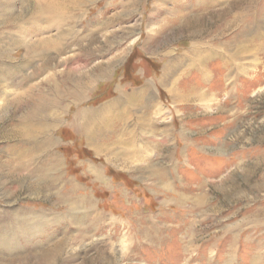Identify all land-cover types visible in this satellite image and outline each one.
<instances>
[{"label":"rangeland","instance_id":"rangeland-1","mask_svg":"<svg viewBox=\"0 0 264 264\" xmlns=\"http://www.w3.org/2000/svg\"><path fill=\"white\" fill-rule=\"evenodd\" d=\"M213 1L215 9L191 26L187 15L200 14L212 1L88 0L69 22L57 19L44 28L43 19L51 15L30 17L42 0H12L10 8L24 11L25 23L3 28L0 18V217L18 219L14 226L25 228V234L31 226L49 224L32 246L19 249L25 264H41L40 252L62 239L69 240L68 247L46 264H253L258 259L264 264V224L255 215L264 209V0H233L222 19L218 11L225 0ZM157 4L165 12L158 19L152 16ZM239 12L248 21L219 34L214 55L201 46L206 63L190 66L189 59L170 72L179 89L197 87L206 98L175 100L172 88L160 82L163 66L182 56L193 40L209 41V29ZM202 26L205 34L192 35ZM232 35L237 39L224 46ZM34 42L39 45L28 53ZM231 56L246 71L233 62L229 73L224 61ZM102 64L109 66L107 75H94L83 99L66 94L82 72ZM147 81L153 97L142 89ZM46 94L60 103L40 109L32 126L37 135H8L13 128L26 129L25 114ZM113 100L105 115L112 126L122 127L121 140L142 149L132 158L125 153L127 140L97 153L70 122L77 111ZM46 114L54 116L47 125ZM49 126L50 133L42 134ZM132 130L137 133L130 140ZM48 136L53 144L45 142ZM14 150L23 151L15 162L26 161V173L43 165L49 169L42 176L55 183L49 195L13 189L20 175L25 177L19 170L9 175L11 169L3 166ZM26 150L34 159L26 160ZM113 151L121 159L109 161ZM77 196H88L93 209Z\"/></svg>","mask_w":264,"mask_h":264},{"label":"bare ground","instance_id":"bare-ground-1","mask_svg":"<svg viewBox=\"0 0 264 264\" xmlns=\"http://www.w3.org/2000/svg\"><path fill=\"white\" fill-rule=\"evenodd\" d=\"M87 1L88 0H42V2L38 5V9L36 7V9L34 10L35 12H33V14H31L30 17L33 18L36 15H37V17H39V16L43 17V15H45V16L51 15L50 17L45 18L46 21H45V19H43L42 24H43V22L47 23V25L44 28L56 25V22L58 20H59V22L63 21V23H66L72 19L73 14L76 13L75 11L77 9H79L80 4H83V2H87ZM232 1L233 0H225L224 6H222L219 9L220 11H218V16L220 19H222V17H225L226 14H228V15L230 14V7L232 6ZM13 2H12V0H0V8H1L0 18L2 20L3 28L4 27L7 28L10 26L13 27V26H17V25H21V24L25 23L24 22V19H25L24 11H21L19 13H14L12 11V9L10 8L13 5ZM208 2H211L209 7L206 10L202 11L200 14L197 13V14H194L193 16H191V14L189 13V15H187V18L185 16L183 17L184 20L186 18V22L188 23V25L191 26L192 25L191 23H193L194 21L200 22L206 13H209L215 9V7H216L214 5L215 1L208 0ZM156 6H157V8L154 9L152 16L156 17L158 19L162 14L164 15L165 12H164L163 7L159 6L158 4ZM192 6H193V4H192ZM248 9H250V8H248ZM242 15L243 14L241 12L235 13L234 15L232 14V17L225 18L223 21H221L220 24H218L217 27H215V29H211V30L209 29V35H207L209 41H203V40H198V41L196 40L195 41V40H193L192 45L186 50V52L182 56L178 57V59L176 61H174V62L168 61L164 65V67L162 68V70H163L162 76L164 77V80H161V81H172V80L175 81V78H173L171 76L170 72L173 69L178 68V65L184 63L186 60L187 61L189 59L191 60L190 66H194V65L199 66L200 64L206 63L207 60H209L208 55H206V54L201 55L203 52V50L201 49V46L202 45H208L209 51H207V52H211L208 54L214 55V53H216V51H217L216 46H218V45H216L214 39L216 37H218L219 34H220V36L226 35L227 32L230 29H232L233 26H236L239 21H241V22L246 21L247 22L248 18L245 15L244 16H242ZM35 25H36V27H34ZM39 27H41V26H38L36 23L32 24V28H36V29L41 30ZM204 29H206V26H202L200 28L193 29L191 31V33L195 37H198V36H201V34L205 32ZM245 31H246V29L242 28V32H245ZM243 34L244 33H242V35ZM232 36H233L232 38L230 37L229 40L225 41L226 43L224 44V46H226L227 44H228V46L231 45L232 41L237 39V37H235V35H232ZM247 39H244L241 41V45L243 46V48H247V46H248V44L246 43ZM47 41H48L47 39L42 40L43 43H45ZM24 43H25V40H24ZM37 44L39 45V43L34 42L31 45H28L27 52L31 53ZM263 47H264V45H263ZM2 49H3V51H5L4 47ZM210 49H211V51H210ZM214 49H216V50H214ZM191 53L194 54V56H189ZM187 56H189V58H187ZM233 62H235L236 64ZM234 64H235V67H238V68L241 67L242 68L241 71H243V72L246 71V70H244L245 65L244 64L243 65L238 64L232 56L229 59L225 58L224 66L228 69L229 73H231ZM108 69H109V66H105L104 64H102L99 67L95 68L92 73H89V71H86L85 73L82 72V74L79 76L80 78L74 80L72 82L71 86L68 87L66 94L68 96L74 98L76 101L77 100L80 101L81 99H83V97L86 96L89 88L93 85V81L95 80L94 79L95 76H97V77L98 76H100V77L106 76L108 73ZM72 73H74V71L71 70L70 76ZM4 77H5V75H4ZM171 78H172V80H171ZM206 78H208L207 74H205V75L203 74L202 79H206ZM58 95H60V94L57 93L56 96H58ZM195 95L198 96L199 92H198V94H195ZM206 96H207V94H205V93L204 94L200 93V95H199V97H201V98H203V97L206 98ZM33 103L34 104L32 105V108L30 110H28L27 114H25V128L26 129L24 130L22 127L13 128V129H17V130H13V131L8 132L9 133L8 135H16L18 133L19 137H21V138L25 137L27 139H33L35 137L36 133L33 130L32 126H33L34 120L41 118L40 112H39L40 109H43V106H45L46 103H48L49 105L58 106L60 101L58 100L57 97H54L52 99L51 97H49L48 94H46L40 100L38 99V100L33 101ZM61 105H63L62 99H61ZM83 112H84V110L77 111V113L74 115L73 119H71L70 122H71L72 126L77 127L78 130L85 132L88 135V137L91 139L93 136H95L96 131H92L91 127H87L86 125H84V123L80 117L77 118V115H81ZM53 118H54V116L51 118L46 114L44 116V120L48 121V122H44L45 125H47V123H52L51 121H53ZM41 122L42 121H39V123H41ZM48 128H50V126L44 127V131H41V133L42 134H49L50 132H49ZM46 141L48 143L51 142L53 144L54 139H53V137L48 136L46 138ZM12 154H11V157H9L10 160L3 164V166L6 165L9 170L11 169L10 171H8V174L9 175L10 174H16V172L18 170L20 172L22 171L21 174H23V172H25V177H24V175H20V179L17 180L16 184L13 186V189L16 191V190H19L22 188H27L28 190L31 189V190L36 191V192L43 191L46 195H49L50 192H48V191H51L53 188H55V183L52 181L44 180L42 177V176L48 175L49 169L43 167L44 166L43 165L41 167L34 168L31 171L29 170V172L26 173L28 171V165L29 164L27 165L26 161H25V164L22 162H18V163L15 162V159L18 160V158L23 154V151L22 150H18V151L14 150V152H12ZM26 155H29L31 159H34V155L31 153H27V150L25 151V157H26ZM96 171L98 173V171H100V170L97 169ZM2 174H3V171L0 172V175H2ZM27 180H32L34 182L29 183ZM10 191H11V189H10ZM83 197L86 198V201L88 202V204L90 206V209H93L92 208L93 207L92 200L88 196H83ZM83 197L77 196V198H83ZM255 215L257 218H259L258 220H260L261 223L264 224V209L257 210ZM32 216H33L32 213H29V215H27V218H25L27 221L25 220L24 222H21V224H24V227H25V223L26 222L28 223V221L31 220ZM81 218L85 219V216H82ZM95 220H97V219H95ZM92 221H94V220H92ZM14 223L18 224L19 220L18 219L15 220L14 218L3 217V216L0 217V264H25V255H23V253L19 249H22L23 247H25V245H31L32 246L35 238L43 230H46V229H48L47 227H49L48 223L37 225V226H31L28 228V229H30V231L29 232L26 231L27 233L25 234V231L22 232V229H25V228H21V230L17 231V228L14 226ZM68 245H69V240L68 239H62V240L58 241L54 245V247H52L50 250H46L43 253L40 252V254L38 255L39 263L46 264L49 261L55 259L56 257H59V255H62L64 253V251L68 247ZM12 250H15V252H11ZM13 253H15L17 255V257H13V255H12ZM253 264H261L260 259L254 260Z\"/></svg>","mask_w":264,"mask_h":264},{"label":"crops","instance_id":"crops-1","mask_svg":"<svg viewBox=\"0 0 264 264\" xmlns=\"http://www.w3.org/2000/svg\"><path fill=\"white\" fill-rule=\"evenodd\" d=\"M94 82L95 81H93V83ZM160 82H161V84L166 85L169 89L172 88L171 90H173L172 92H173L174 99L177 100V101H180L183 104L184 103L185 104L190 103L193 100H194L195 103H197V102L202 100V98L199 97L200 93H203V94L205 93V92L201 91L200 88H197V87H191V88H187V89H183V88L179 89L176 86V83L179 84V82H177V81H160ZM142 89L146 90V91L149 90V92H148V93H150L149 95L153 97L154 88L152 86V82L151 81H147L144 84ZM198 92H199V95L198 96L195 95V94H198ZM119 93H121V92H119ZM121 96H123V91H122L121 94H119V97L116 100L121 98ZM195 96H197V97H195ZM114 102H115V100H113V101H111L109 103H106L104 105H101L99 107H96V108H94L92 110L87 108V109L84 110V112L81 115H77V118L80 117L81 120L83 121L84 125H86L87 127H91L92 131H96L95 132L96 133L95 136H93L91 139L88 137V135L85 132L83 133V131H82V133L86 136L87 141L89 142L88 144L90 146L94 145L95 151L97 153H100L101 151H103L105 149H108L107 145H110L111 143H116L117 142L119 144H122L123 142H125L127 140L126 139L125 141H123V140H121V138H119L118 134H120V132L122 131V127H120L119 123L117 125L115 124V125L112 126V124H111V122L109 120L110 119L109 118L110 115L109 114L105 115V113H106L105 107L113 105ZM152 103H153V101L151 102V105H152ZM108 115H109V117H108ZM106 117L108 119H106ZM94 118H96V119L97 118H102L104 120H103V122L101 121L102 123L101 122L97 123L94 120ZM23 126H25V122L23 123ZM72 127H74V126H72ZM75 128L78 130L77 127H75ZM134 132H136V131L135 130L129 131L130 135H128V136H129L130 140H133V138H135L133 136ZM116 137H118V138H116ZM152 141L153 140L150 138L149 143H152ZM45 142H47L46 139H45ZM101 143H102V145H101ZM124 147H125V153L126 154L128 153V157L130 156V158H132L133 154H136V156H137L139 154V150H142V149H139V146L137 144H135L133 141H128V140L125 142V146ZM27 153H30V152L27 151ZM108 154H109V157H108L109 161L114 160L115 157H117L118 159H121L119 157L118 153H115L114 151L113 152H109ZM26 156H28L30 158L29 155H26ZM28 157H26L27 158L26 160H29ZM122 159L123 160H129V159H126L125 156ZM90 169H91L92 172H94L95 169H98V168L94 167V166H90ZM102 179L104 180L103 176H102Z\"/></svg>","mask_w":264,"mask_h":264}]
</instances>
